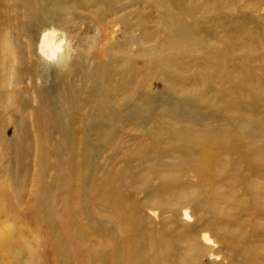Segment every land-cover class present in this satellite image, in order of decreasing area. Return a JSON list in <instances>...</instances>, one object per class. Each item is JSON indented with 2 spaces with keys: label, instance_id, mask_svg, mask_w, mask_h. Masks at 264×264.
<instances>
[{
  "label": "rangeland",
  "instance_id": "rangeland-1",
  "mask_svg": "<svg viewBox=\"0 0 264 264\" xmlns=\"http://www.w3.org/2000/svg\"><path fill=\"white\" fill-rule=\"evenodd\" d=\"M192 2L195 15L205 12L207 22L231 16L233 34L220 19L221 28L207 23L195 33L210 49L167 50L163 56L180 61L184 71L168 65L165 78L159 56L134 55L140 34H125L112 22L118 17H111L120 8L119 17L138 10L157 15L152 0H0V264H141L143 247L136 251L123 240L138 239L148 228L147 236L154 238L141 241L149 256L153 253L147 264H163L153 258L175 234L168 231L169 220L187 234V244L175 241L183 252L177 248L169 258L180 261L181 255L184 264H252L245 253L246 262L230 259L231 251L250 245L248 252L264 262V0H233L232 10L225 0ZM127 41L130 51L113 56L145 63L135 99H122L123 92L107 99L102 86V96L80 98L85 108L62 103L69 93L65 63L102 65L106 48ZM60 54L66 57L61 64ZM86 54L88 60H80ZM196 60L197 67H186ZM119 78L112 80L123 87ZM128 82L123 89L136 92V79ZM63 108L76 121L60 135L51 115ZM36 109L46 110L47 117H34ZM247 115L252 123H243ZM88 117L93 129L83 121ZM202 150L210 172L198 168ZM170 167L181 168L175 176L181 188L168 186V193L192 197L195 204H172L173 212L166 205L148 208L152 191L170 183L171 177L159 173ZM114 188L122 196L119 208L112 202ZM129 198L138 203L141 218L126 228ZM230 236L236 249L224 238ZM193 238L204 252L194 250Z\"/></svg>",
  "mask_w": 264,
  "mask_h": 264
},
{
  "label": "bare ground",
  "instance_id": "bare-ground-1",
  "mask_svg": "<svg viewBox=\"0 0 264 264\" xmlns=\"http://www.w3.org/2000/svg\"><path fill=\"white\" fill-rule=\"evenodd\" d=\"M88 1H91V0H88ZM225 1L227 2L226 7L228 9L232 10L233 9V3H232L233 0H225ZM152 4H154L155 6H157L159 8L157 15H154L155 12L152 14L151 13L146 14V11L138 10L134 14H130V15L126 14L122 17H119V14L121 12H123V8H120L119 11L112 13L111 17H118V18H115L114 20H112V22L120 23L123 26V30H124L123 32L125 34H131L134 31H137L140 34L139 39H136V41L134 42V44H136L139 47V51L134 53V55H136L137 57H144V58H146V57L153 58L155 56H159L158 61L161 63L162 67L164 68L163 73L160 74L161 77L168 78V68H169L168 65L173 66V68H175V69L178 68L181 71H184L182 69V63L180 61L179 62H177V60H176V62L170 61V60H168V56H167V58L163 56V53L165 54V52L167 50H177L178 51V50H180V48H187L186 46L197 47L200 50H202L203 48H209L206 44L205 39H203V36H198L195 33V31L200 32V31L204 30L207 23H211V25H213V26L215 24V26H214L215 28H221L222 27L221 22H222L224 24V26L228 29L229 34H233L232 31H234V29L232 27L234 26V28H235L234 22L231 20V18H232L231 16L227 17L226 15L220 14V15H217L216 21H214L213 18L210 17L211 20L209 22H207L205 20L206 19L205 12L201 13L199 16H196L195 15L196 9L194 8V4H193L192 0H152ZM211 5H212V9H213L215 6V2L212 1ZM217 11H218V9L215 6V8L213 9V12L216 13ZM184 16L193 18L194 20H196V23L193 25L192 23L186 21V17H184ZM219 19L221 20V22ZM226 19L227 20L229 19L230 21L227 22ZM103 20H105V19H103ZM149 23H152L154 27L150 28ZM44 31H45V29H44ZM263 33H264V31H263ZM73 34H74V32L72 31L70 33V35L73 36ZM41 44H42V42H41ZM149 44H152V46H150L147 49L141 50V47L147 46ZM130 49H131V45L128 43V41H127V43H123L121 45H112V46L106 48L103 55H104V57L107 58V60L102 65L95 66V67L92 64H83L82 61L79 62V61H75V60L73 61V60L69 59L71 63L68 64V62H67V63H65V66H64V71L67 74L66 81L68 82V85H69V90H68L69 93H67V95L63 98L62 103L69 106L72 109H75L78 107L85 108V107H87L88 104L82 102L80 100V98H84L87 96L88 99H92V98L95 99L96 96H102L103 93H100V91H99V87H102V86H104L105 94L107 95V97H109L107 99H111L112 95L120 93V92L125 93V96L122 99H127V98H134L135 99V97L138 94V92L136 91L138 88L137 82L140 83L143 80V78H145L144 76H137V74H139L145 68V66H144L145 63L143 65H141L140 63L137 62L136 59L129 58V57L126 58V57H123L122 55L120 57H114L113 56L114 53H118V54L128 53L130 51ZM198 53L200 54L201 51H199ZM67 54L68 53H66V55ZM82 54H83V52H82ZM129 55L131 56L132 53H129ZM67 56L69 57V54ZM64 57L65 56L62 54H60L58 56V62H60V64L63 61ZM84 59H85V61L88 60L87 54L80 56V60H84ZM248 59L250 61L253 60L251 58H248ZM209 61L210 60H206V62H209ZM211 61H214V60H211ZM64 62H65V60H64ZM196 62H197V60L195 61L194 64H191V65H189V63L187 62L186 67L187 66L197 67ZM216 62H218V61H216ZM218 65L221 66V63H218ZM220 68H223V67H220ZM113 69L119 70L118 74L113 73L112 72ZM231 69L234 70V68H231ZM247 71L249 72V70H247ZM157 74L158 73H155L154 76H156ZM119 76H121V80L123 81V84H124L123 87L129 83L128 81L131 78L136 79V83H134L132 85V87L134 88V90L136 92H132L128 89L124 90L123 87L118 86V83L116 84V81L113 82V80H112L113 78L118 79V81H119V79H120ZM248 78L252 81V77L250 74H249ZM146 80H148V79L146 78ZM146 80H145V82H146ZM252 83H254V82L252 81ZM39 84H40L39 79H37L36 85H39ZM17 85L18 84H16L15 86H17ZM15 94L16 95H13V98L15 97V99H16L18 94L17 93H15ZM117 99L119 100V98H117ZM18 100L19 99H17V101ZM139 102L141 103V102H143V100H139ZM13 103L14 102H12V104ZM103 105L105 106V103H103ZM50 107L54 108L52 106H50ZM43 112H44V114L42 115ZM45 112H46V110L43 111V110H39V109L37 110L36 109L35 111L32 110V115L34 117L39 116L40 118H44V117H47ZM53 112L54 113H53V115H51V119H54V121L57 122V127H58V130L60 131V135H61V133L66 134L67 127H68L69 123L75 122L76 118L73 119V116H72V119H68L66 116V113H64V108L60 109V111L57 113H56V110L54 109ZM68 112L74 114L70 110H68ZM59 115H61L60 116V119H61L60 123L57 120V117ZM89 119L90 118L88 117V119L87 118L83 119V121H88V125L90 126V128L93 129L94 126H92L93 125L92 123H94V121H90ZM253 120H254V118L252 116L247 115L243 119V123H245L247 121L252 123ZM47 128H50V127H47ZM51 134L53 135L52 132H51ZM37 141L38 142L41 141L39 135L37 137ZM38 151L39 152L43 151L42 142L40 144ZM186 153L187 152L185 150V151H182L180 153V155H182V157H184L186 155ZM200 155H202V158H201V162L198 165V168L200 170L203 169V170H206L207 172H210V168H209L210 164L207 163V160L210 161V159H208L209 158L208 155H206L204 150H202L200 152ZM234 168H235V166H234ZM180 171H181V168L170 167L168 170V173L159 172L160 176L162 178L171 177L170 183L168 180H166V182L163 181V182H161V187L165 188V190L159 189V190L152 191L154 193V197L151 198L150 200H148V204H147V207L149 206L148 208H155L156 206H159V208H162V207L165 208V205H166V206H168V212H173V209L170 207L172 204H173V206L174 205H185L186 207H192L195 204V199H193L192 197L176 196V195H171L170 193H168V186H169V189L173 188L172 190H174V189L176 190V189L181 188L179 186V183H175V176L180 174L181 173ZM233 171H235V173H236V172H238V169H234V170L232 169L231 173H233ZM209 177H210V175H207L204 178H209ZM204 178H202V179H204ZM203 182L204 181L202 180L201 183H203ZM40 183H42V182H40ZM146 186H148V184H146ZM117 192H119V191L116 188H114L113 192H112V195H113V199H112L113 201L112 202L116 208H119L121 206L118 205L117 200H121L120 198H122V196L120 194H117ZM167 194H168V199L164 200L162 196L167 195ZM155 197H157V199H155ZM160 197H162V199H160ZM152 202L157 203V205L155 203L152 204ZM130 208L132 209V211L129 212L127 210V217L125 219L126 220L125 221V227L126 228H129L130 224H132L134 220H138L141 218V216L137 214L138 203L136 202V200L131 199V198H129V209ZM168 227H169L168 231L169 232H175V234L173 236H171L172 239L168 237V242H165V245L163 246V248H161V252L159 254L154 253L153 260L157 261L159 259L160 261H163V264H184V260L181 257V255H180V261H179V259L174 260L172 258H169L168 255L177 251V248H178L179 252L184 250V248L181 249V247L175 246V241L177 239H179V240H181L180 243L181 242L186 243L185 237L187 236V234H184V235L180 234L182 227L179 228V226L176 225V223L173 220L168 221ZM236 227L238 230V235L241 236L242 232L240 231V228H238L237 223H236ZM246 229H247V227H246ZM148 230H149V228L144 229V231L141 229V231H139V233L137 235L138 239L126 238L123 240L124 244L126 246H128L129 248H132L136 251H139L143 247L142 255L140 258L141 264H147V257H152V255H153V253H152L151 256H149L150 250L146 249L144 247L145 245H142V242H141L144 238H146V239L154 238L153 234H152V236L151 235L147 236ZM232 236H235V235L232 234ZM224 238L229 241L230 247L235 246L234 249H236L238 242H235L231 236L230 237H224ZM248 246L251 248L250 245H248ZM248 246L246 245L242 249V251H239L237 253H236V251H231L232 256L230 259H232L234 261L240 259V261L246 262V257L244 255V253H245L248 255L247 261H251L252 264H264L262 257L260 255H258L257 252H255L253 250L252 255H251V251L248 252L249 251ZM200 247H201V245L197 243V240H195V246H194L195 249L194 250L204 252V249L200 248ZM177 253L178 252H176L175 255H179ZM235 253H236V255L234 256ZM257 259H259V262L256 261Z\"/></svg>",
  "mask_w": 264,
  "mask_h": 264
}]
</instances>
